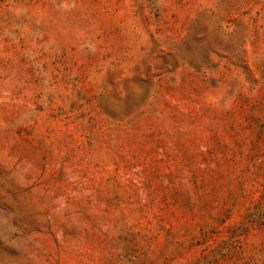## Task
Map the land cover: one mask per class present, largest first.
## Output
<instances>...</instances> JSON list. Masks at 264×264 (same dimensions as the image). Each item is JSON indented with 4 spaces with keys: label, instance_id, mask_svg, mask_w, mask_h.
Listing matches in <instances>:
<instances>
[{
    "label": "rangeland",
    "instance_id": "obj_1",
    "mask_svg": "<svg viewBox=\"0 0 264 264\" xmlns=\"http://www.w3.org/2000/svg\"><path fill=\"white\" fill-rule=\"evenodd\" d=\"M0 264H264V0H0Z\"/></svg>",
    "mask_w": 264,
    "mask_h": 264
}]
</instances>
